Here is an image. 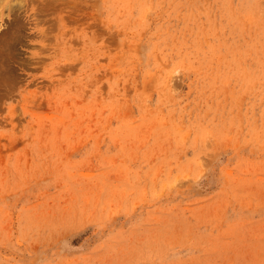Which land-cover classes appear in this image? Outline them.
Instances as JSON below:
<instances>
[{"label":"rangeland","instance_id":"1","mask_svg":"<svg viewBox=\"0 0 264 264\" xmlns=\"http://www.w3.org/2000/svg\"><path fill=\"white\" fill-rule=\"evenodd\" d=\"M19 3L0 264H264V0Z\"/></svg>","mask_w":264,"mask_h":264},{"label":"bare ground","instance_id":"2","mask_svg":"<svg viewBox=\"0 0 264 264\" xmlns=\"http://www.w3.org/2000/svg\"><path fill=\"white\" fill-rule=\"evenodd\" d=\"M2 1H4V0H1V3H2ZM44 1H46V0H44ZM19 2L21 3V0H19ZM5 3V2H4ZM19 3V4H20ZM46 3H49L48 1L46 2ZM52 3H54V2H52ZM7 4H9V2L7 3ZM12 7V6H11ZM8 9H9V7H8ZM10 12V11H9ZM26 22V21H25ZM19 22H16V25L18 24ZM18 26V25H17ZM18 28V27H17ZM4 72V71H3Z\"/></svg>","mask_w":264,"mask_h":264}]
</instances>
